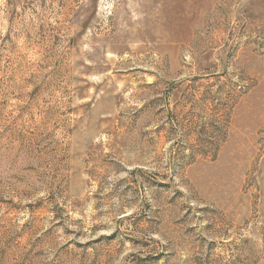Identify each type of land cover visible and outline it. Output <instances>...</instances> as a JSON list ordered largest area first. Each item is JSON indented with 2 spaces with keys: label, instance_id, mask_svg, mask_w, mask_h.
I'll return each mask as SVG.
<instances>
[{
  "label": "rangeland",
  "instance_id": "374dc122",
  "mask_svg": "<svg viewBox=\"0 0 264 264\" xmlns=\"http://www.w3.org/2000/svg\"><path fill=\"white\" fill-rule=\"evenodd\" d=\"M0 264H264V0H0Z\"/></svg>",
  "mask_w": 264,
  "mask_h": 264
}]
</instances>
